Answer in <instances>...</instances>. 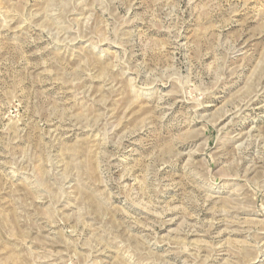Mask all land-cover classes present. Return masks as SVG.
Instances as JSON below:
<instances>
[{
	"label": "rangeland",
	"instance_id": "374dc122",
	"mask_svg": "<svg viewBox=\"0 0 264 264\" xmlns=\"http://www.w3.org/2000/svg\"><path fill=\"white\" fill-rule=\"evenodd\" d=\"M0 264H264V0H0Z\"/></svg>",
	"mask_w": 264,
	"mask_h": 264
}]
</instances>
